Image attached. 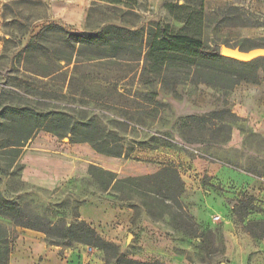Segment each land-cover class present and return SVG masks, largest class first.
<instances>
[{
    "label": "rangeland",
    "instance_id": "374dc122",
    "mask_svg": "<svg viewBox=\"0 0 264 264\" xmlns=\"http://www.w3.org/2000/svg\"><path fill=\"white\" fill-rule=\"evenodd\" d=\"M186 1L0 0V121L2 108L9 105L39 113L66 112L76 121L95 120L106 133L117 136L124 153L120 157L101 154L86 142L71 143L67 137L39 130L23 148L20 171L0 172V192L34 224L39 225V219L65 225L85 221L129 259L251 264L256 253H264V247H259L264 238H251L232 207L252 197V204L264 211V59L257 57L245 67L228 64V69L243 72L247 79L225 89L190 81L176 83L170 73L166 83L153 79L142 70L145 40L126 42L127 47L117 51L108 46L94 51L77 44L81 52H74L71 61L52 65L46 57L66 52V32H96L105 26L135 31L152 22L219 49L222 45L243 51L264 47V0H203L199 27L194 15L184 25L182 19L190 14L185 8L193 7ZM52 24L60 29L44 30L42 38L31 40ZM181 58L174 60L180 70L192 68L187 57ZM229 112L239 118L230 117ZM190 116L205 120L181 128ZM227 125L229 138L223 140ZM182 133L191 135L192 142L185 141ZM204 161L228 167L246 180L209 178L196 171ZM89 164L118 177L175 167L184 184L180 199L187 212L201 229L213 233L193 238L175 228L167 216L153 220L139 199L119 200L103 192L88 175ZM263 218L264 212H253L246 220ZM0 222L9 232L13 251L24 231L9 219L0 217ZM217 229L223 236V250ZM35 232L30 238L35 240L34 248L39 240L59 248V256L68 250L77 252L84 264H115L112 250L81 243L51 245L44 233Z\"/></svg>",
    "mask_w": 264,
    "mask_h": 264
},
{
    "label": "trees",
    "instance_id": "16d2710c",
    "mask_svg": "<svg viewBox=\"0 0 264 264\" xmlns=\"http://www.w3.org/2000/svg\"><path fill=\"white\" fill-rule=\"evenodd\" d=\"M118 1V0H115ZM187 5L193 3V7L186 6L190 14H185L182 19L186 25L187 19L194 15L196 25H201V7L203 0H187ZM172 7V5H169ZM179 8H181L179 6ZM60 29L56 25L43 27L32 41L39 40L45 35L44 30ZM198 31V29H196ZM145 40L146 51L144 57L143 72L147 71L153 79L166 83L168 74L175 75L176 83L190 81L192 83H204L206 85L231 89L239 82L246 80L241 71L227 68L228 64L245 67L255 60L239 62L220 55V49L210 46L199 38L180 31H173L168 26L158 23H149L146 28L131 31L117 26H105L96 32H66L63 47L66 52L60 54L53 52L46 56L49 64L54 61H71L74 52L77 54L81 49L76 45L90 48L94 51L101 50L100 46H108L117 51L118 48L127 47L126 42L142 43ZM129 42V43H130ZM181 57H187V61L193 63L192 68L185 71L179 69L174 62ZM185 59V58H181ZM257 59H264L259 57ZM37 75H47L46 72H36ZM41 73V74H40ZM43 75V76H44ZM147 80L146 83H149ZM264 103V100H263ZM10 113L9 117L4 114ZM230 117L238 119L234 113L229 112ZM205 120L204 116H190L181 123L180 127L189 128V125ZM221 129V127H219ZM43 130L58 138L67 137L71 143H88L96 152L120 157L124 156L122 147L118 143L117 136L106 133L95 120L83 119L76 121L73 117L62 111L39 113L28 107L5 106L1 111L0 121V172L3 174L17 173L22 168L18 162L23 148L37 131ZM227 134L223 140L229 138L230 126H226ZM185 141L192 142V136L182 133ZM162 145H165L164 143ZM87 173L91 176L99 188L119 200L131 198L139 199L140 206L153 220L167 216L175 228L183 231L193 238H200L205 233H213V230H203L197 225L192 216L187 212L185 205L180 199L184 184L177 169L173 166H163L158 171L140 176L118 177L116 173L95 164H89ZM252 197H244L238 200L232 207L234 217L242 223L243 230L253 239L264 238V218L246 220L253 212H264L261 208L252 204ZM0 217L9 219L17 227L40 231L44 233L47 243L56 246H71L73 243H81L88 247L100 250H112L115 264H165L161 261H139L126 258L119 253L118 247L104 240L85 221L75 223L51 224L39 219L40 224H34L21 211L17 204L5 198L0 192ZM44 223V224H43ZM217 231L218 240L223 250V236L220 229ZM213 246L212 243L210 245ZM11 241L7 228L0 222V264H9L11 253ZM219 255V254H218ZM251 254L248 257L250 260ZM213 259V258H211Z\"/></svg>",
    "mask_w": 264,
    "mask_h": 264
},
{
    "label": "crops",
    "instance_id": "0c3cea01",
    "mask_svg": "<svg viewBox=\"0 0 264 264\" xmlns=\"http://www.w3.org/2000/svg\"><path fill=\"white\" fill-rule=\"evenodd\" d=\"M197 165L196 171L202 172L214 180L225 181L228 178L239 182L246 180V176L214 162L204 161V163ZM19 228L24 232L20 235L19 245L15 246V249L10 253L9 264H84L82 262L83 256L79 258L77 252L68 250L64 253V256H59V248L47 246L43 241L37 240V247L34 248L32 245L35 240H30V238H33L36 232L31 229ZM22 237L24 238L22 239ZM261 246L264 247V240L261 241L259 247ZM250 254L251 249H248L246 255L247 262ZM251 264H264V253L262 255L256 253L251 258Z\"/></svg>",
    "mask_w": 264,
    "mask_h": 264
},
{
    "label": "water",
    "instance_id": "95a60500",
    "mask_svg": "<svg viewBox=\"0 0 264 264\" xmlns=\"http://www.w3.org/2000/svg\"><path fill=\"white\" fill-rule=\"evenodd\" d=\"M220 55L239 62H249L257 57H264V47H256L243 51L238 48L222 45L220 47Z\"/></svg>",
    "mask_w": 264,
    "mask_h": 264
},
{
    "label": "built area",
    "instance_id": "2783aa9c",
    "mask_svg": "<svg viewBox=\"0 0 264 264\" xmlns=\"http://www.w3.org/2000/svg\"><path fill=\"white\" fill-rule=\"evenodd\" d=\"M218 218H219V217L217 216V217H216V220H217Z\"/></svg>",
    "mask_w": 264,
    "mask_h": 264
}]
</instances>
